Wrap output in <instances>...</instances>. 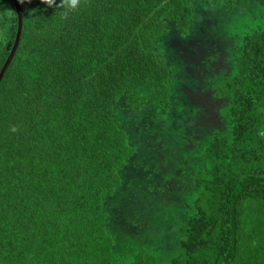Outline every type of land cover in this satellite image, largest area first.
Wrapping results in <instances>:
<instances>
[{"label": "trees", "instance_id": "obj_1", "mask_svg": "<svg viewBox=\"0 0 264 264\" xmlns=\"http://www.w3.org/2000/svg\"><path fill=\"white\" fill-rule=\"evenodd\" d=\"M198 1L223 19L237 0ZM17 3L21 39L0 80V264H264V0L238 10L207 144L154 172L189 194L162 192L159 207L132 170L153 165L134 160L137 137L169 114L190 136L161 42L169 28L193 31L195 1ZM0 10L1 74L18 13L14 0ZM152 140L145 148L164 157ZM130 169L143 194L123 180ZM137 197L151 199L155 227L143 210L120 211Z\"/></svg>", "mask_w": 264, "mask_h": 264}, {"label": "rangeland", "instance_id": "obj_2", "mask_svg": "<svg viewBox=\"0 0 264 264\" xmlns=\"http://www.w3.org/2000/svg\"><path fill=\"white\" fill-rule=\"evenodd\" d=\"M194 1L193 15L195 24L193 31L181 34L173 27L172 29L169 28L161 42V48L164 49V52L161 51V53L165 56L168 63H172L174 66L176 76L174 89L176 96L175 107L177 114H181L185 118L184 120L191 121V124H189L190 136L188 134L185 141L182 128L179 127L181 122L177 121L173 114H169L167 118H164V121L158 116L153 117L150 115L146 119L148 127H145L142 131L143 134L137 137L144 144H136L134 160L138 162V165L142 161L153 159V165L145 169L152 173H146L144 169L141 170L140 168L132 170L137 171L138 174H147V182L154 183L156 191H150L149 193H154L156 197L154 198L155 207H159V198L162 192H168L164 197L166 201L169 200V197L179 200L180 195L189 194L187 186H184L181 192L183 186L180 182H176L170 177L166 178V182H160L165 176L159 178L160 174H155L154 172H157L156 168H171L172 162L176 158H181L183 154L189 153L193 149H203L207 144L211 136L209 134L212 133L211 131L215 128V124L219 123L216 115L219 113V108L216 105L219 101L213 96L212 88L215 80L221 77L226 70L227 60L232 55L234 44L233 40L230 39L231 37L229 38L230 32L243 24L235 20L237 15H243V12L239 14L238 10L242 9L244 11L250 6H244V1L248 0H237L233 12H226L225 15L227 16L223 19H215L213 17L215 13H208L203 3L198 0ZM2 12L4 11L0 10V15H3ZM164 127L168 128V130ZM147 137L153 139L152 143L155 147L157 145L160 146V154H163L164 157L155 151L151 152L145 148ZM155 158L161 160L162 165H158ZM123 180L132 185L134 192L144 193L140 185L141 181L133 179L131 169L127 171ZM173 198H170L169 201H172L171 199ZM186 200L187 198H184L183 202ZM140 202L143 204L141 205ZM151 205H153L151 199L137 197L135 200L131 199L129 203L128 201L120 202L119 208L126 215L130 214L131 210L135 214L143 210L141 215L146 220V214L147 218H149L147 220L151 222V227H155L161 220L158 213H153L150 216L148 208ZM170 205L174 206V203Z\"/></svg>", "mask_w": 264, "mask_h": 264}, {"label": "water", "instance_id": "obj_3", "mask_svg": "<svg viewBox=\"0 0 264 264\" xmlns=\"http://www.w3.org/2000/svg\"><path fill=\"white\" fill-rule=\"evenodd\" d=\"M14 2H15V5H16V8H17V13H18V31H17V35H16L15 45H14V47L12 49V52H11V54H10L6 64H5V66L3 67L2 71H1L0 80L3 77L7 67L9 66L11 59L14 57V55L16 53V50L18 48V45H19V42H20V39H21L22 29H23V18H22L21 10H20V8L18 6L17 0H14Z\"/></svg>", "mask_w": 264, "mask_h": 264}, {"label": "clouds", "instance_id": "obj_4", "mask_svg": "<svg viewBox=\"0 0 264 264\" xmlns=\"http://www.w3.org/2000/svg\"><path fill=\"white\" fill-rule=\"evenodd\" d=\"M13 131H15V129H13Z\"/></svg>", "mask_w": 264, "mask_h": 264}]
</instances>
